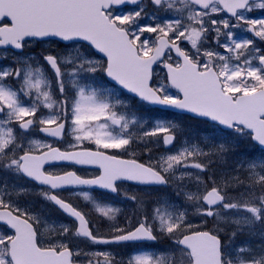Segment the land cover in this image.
Here are the masks:
<instances>
[{"label": "snow or ice", "instance_id": "1", "mask_svg": "<svg viewBox=\"0 0 264 264\" xmlns=\"http://www.w3.org/2000/svg\"><path fill=\"white\" fill-rule=\"evenodd\" d=\"M256 10L264 0H0V264H264ZM121 90L156 107L138 115ZM97 188L133 205L123 223Z\"/></svg>", "mask_w": 264, "mask_h": 264}, {"label": "rangeland", "instance_id": "2", "mask_svg": "<svg viewBox=\"0 0 264 264\" xmlns=\"http://www.w3.org/2000/svg\"><path fill=\"white\" fill-rule=\"evenodd\" d=\"M119 98L120 99H122V100H124L126 103H129V99H128V97L127 96H125L123 93H122V91L119 93ZM130 111H133V112H136L138 115H140L141 113L140 112H138V110L135 108V107H133L132 105H131V107H130V109H129ZM153 119H155L154 117H152ZM159 119H161V118H159ZM193 129V128H192ZM194 131H198V130H195V129H193ZM71 142V141H70ZM69 142V143H70ZM178 147H180V141H178L177 142V144H176V148H178ZM172 151H175V148L172 150ZM161 152H163V151H159V152H156V153H154V155H159ZM127 190H129V191H131V189H129V188H127V187H125ZM132 191H134V192H138L139 190H132ZM170 191V190H169ZM30 200V199H29ZM32 201V200H31ZM117 206V205H116ZM119 207V206H118ZM122 209H125V207H121ZM125 215V213H123V214H121L118 218H121V217H123ZM53 216H54V218H58L57 216H55L54 214H53ZM99 218V217H98ZM59 219V218H58ZM99 219H101V218H99ZM102 220V219H101ZM66 222V221H65ZM193 222L194 223H197L198 222V220H196L195 218L193 219ZM108 228H109V222H108V224L106 225V226H104L103 228H102V230H108ZM168 245H164V248L163 249H161V250H156V251H162V250H164L166 247H167ZM132 251H130V252H128V253H126V254H124L123 256H127L128 254H130Z\"/></svg>", "mask_w": 264, "mask_h": 264}]
</instances>
